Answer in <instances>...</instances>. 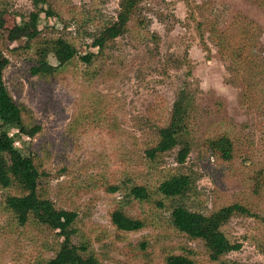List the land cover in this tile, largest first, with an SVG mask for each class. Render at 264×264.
Here are the masks:
<instances>
[{
	"label": "rangeland",
	"instance_id": "rangeland-1",
	"mask_svg": "<svg viewBox=\"0 0 264 264\" xmlns=\"http://www.w3.org/2000/svg\"><path fill=\"white\" fill-rule=\"evenodd\" d=\"M118 2L68 0L62 10L55 7L56 17L39 14L37 27L41 36H75L79 55L96 52L89 47L90 38L76 36L73 19L85 11L94 17V23L116 21ZM0 12L1 78L12 98L24 104L41 127L34 138L20 135L15 125H0V132L8 133L23 155L39 147L48 151L44 169L49 174V197L58 208L77 212L79 234L91 240L102 264H162L161 245L177 247L175 252L180 245L203 249L202 245L171 232L166 224L167 214H157L148 206L142 209L137 204L127 208L129 215L156 219L155 228L117 236L110 213L114 202L123 201L122 194H108L102 187L121 185L126 179L155 184L160 171L177 166V149L164 157L160 170L151 166L143 156L144 137L151 132L160 109L164 105L169 108L184 85L196 91L190 123L192 151L183 166V170H191L198 176V197L192 207L208 213L226 204L243 203L264 215V195L254 199L250 194L248 169L251 160L264 155V115L245 110L240 85L233 82L226 62L205 32L203 42L208 50H204L195 25L205 23L204 18H215L223 24L234 13L244 15L263 31L258 52L264 57V10L255 2L142 0L137 18L145 25L140 28L130 22L135 25V32L123 34L109 46L108 75L92 78L88 66L77 59L74 70L53 82L48 90L29 74L33 52L14 50L17 45L8 39L10 29L34 18L33 1L0 0ZM143 31L156 35L158 40L143 38ZM61 59L62 54L58 53L50 56L49 62L56 65ZM87 93L107 98L104 114L108 120L86 123L76 140L64 141V131ZM222 131L232 133L240 146L237 158L229 165H220L209 158L201 147L205 135ZM9 194L10 191L0 188V264H44L43 260L54 254L56 236L36 225L21 228L11 224L3 210ZM262 229L264 226L254 218H232L223 231L241 248L226 259L237 264H264V252L258 246ZM143 241L147 243L146 250L140 249Z\"/></svg>",
	"mask_w": 264,
	"mask_h": 264
},
{
	"label": "trees",
	"instance_id": "trees-1",
	"mask_svg": "<svg viewBox=\"0 0 264 264\" xmlns=\"http://www.w3.org/2000/svg\"><path fill=\"white\" fill-rule=\"evenodd\" d=\"M32 1L36 8L34 18L29 23H21L10 29L8 39L17 45L14 50L33 52L29 74L37 78L44 90L50 89L53 82L74 70L77 59L88 66V75L92 78L105 77L110 68L107 64L109 46L123 34L135 32V25L131 26L130 22L134 21L140 28L145 25L143 20L137 18L142 0H119L118 20L100 24L94 23L91 14L80 11L78 17L73 19L75 34L90 38L89 47L96 50L82 56L79 55L75 36H41L37 27L39 14L44 13L48 18L56 17L55 7L62 10L68 0ZM249 1L264 10V0ZM191 19L196 22L193 15ZM218 21L204 18L205 23H195L203 48L208 50L203 42L205 32L219 57L226 62V70L233 82L240 85L242 106L245 110H256L264 115V57L258 52L263 31L255 21L239 13H234L223 24ZM142 37L158 40L156 35H149L145 31ZM58 53L62 54V59L52 65L49 58ZM83 99L84 102L78 105L71 123L64 131V141L76 140L78 132L86 127V123H106L108 120L104 114L108 104L105 96L87 93ZM195 102L196 91L187 85L182 86L171 106L167 108L164 105L160 109L151 132L148 131V136L144 137L143 156L151 166L160 170L164 157L177 149L176 167L160 171V178L155 184L126 179L121 185H102L108 194H122L123 201L114 202L110 222L117 236L155 228L156 219L135 218L127 211L133 204L142 209L148 206L157 214H167L166 224L171 232L203 247L199 250L180 245L178 252H175L177 247L161 245L162 264H237L226 259V256L239 251L241 245L231 240L223 228L232 218L244 216L254 218L264 226V215L253 212L249 204L243 203L226 204L208 213L192 207L198 197V176L191 170H183V166L192 151L190 123ZM0 123L1 126L15 125L18 133L28 138H34L41 132L40 124L28 108L9 94L1 75ZM112 128L115 131L117 129L113 125ZM201 147L209 158L216 159L220 165H229L237 158L240 146L232 133L222 131L205 135ZM47 155L48 151L43 147L23 155L8 133L0 132V188L11 192L4 199L3 210L9 215L11 224L21 228L36 225L56 236L54 254L43 260L44 264H102L91 240L79 234L77 212L58 208L49 197V174L44 169ZM250 162L249 190L256 199L264 195V155ZM139 246L141 250L147 249L145 241ZM258 246L264 252V229L259 235Z\"/></svg>",
	"mask_w": 264,
	"mask_h": 264
}]
</instances>
